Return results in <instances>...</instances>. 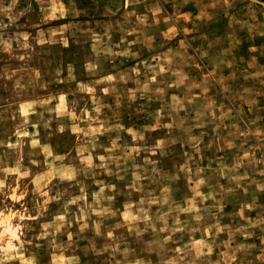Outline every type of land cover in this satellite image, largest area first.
<instances>
[{
  "label": "rangeland",
  "instance_id": "374dc122",
  "mask_svg": "<svg viewBox=\"0 0 264 264\" xmlns=\"http://www.w3.org/2000/svg\"><path fill=\"white\" fill-rule=\"evenodd\" d=\"M30 2L32 8L25 12ZM215 2L189 0L185 4L184 0H139L125 8L124 0H75L82 13L78 18L47 24H39L40 6L36 0H19L10 13L0 12L4 24L9 23V15L15 17V23L0 30L4 39L11 38L12 43L11 52L0 49V142H3L0 167H15L20 160L21 170H30V178L21 180L16 192L17 195L27 192L24 200L15 203L10 194L8 198L0 194V210L7 205L12 211H23V204L28 209L26 215H35L37 201L43 203V198L34 192L35 184L30 181L49 169L47 165L30 164L31 159L43 161L44 156L40 149H30L27 137L22 138L25 140L22 149L6 147L17 141V130L30 134L38 131L41 145L50 146L54 156L65 157L63 161L49 158L53 169L84 167L77 157L80 148L87 149L84 157L91 155L97 165L99 156L109 155L106 149L116 140V131L99 135L96 142L100 147L94 149L88 143L90 138L83 134L56 132L59 126L70 127L71 124L68 117L55 118L54 112L45 110L56 108L60 95L66 96L69 111L77 116L88 110V115L94 118L91 127L99 126L95 122L98 118L107 122L104 127L120 123L145 137L144 141H133L129 133H119L120 147L111 153L119 167L117 163H109L111 175L94 168L88 175L77 173L74 181L53 178L48 185L49 196H59V199L46 205L39 220L27 221L34 230L30 237L42 231V224L51 223L56 215L64 214L68 200L85 197L77 204L68 205L65 220L71 227L66 223L57 234L56 242L65 250L55 254L63 255L64 264H135L137 260L143 264H228L231 250L239 244L257 245L249 259L253 264H261L255 256L260 254L264 223L250 229L253 235L247 239L236 229L246 226L248 220L264 221V191L258 188V185L264 187V35L258 34V30L264 31V6L252 0H230L229 9L221 6V0V5L213 8ZM64 3L67 5L68 0ZM11 4L12 0H0V8H9ZM108 8L112 9L111 13L107 12ZM21 12L25 14L20 15ZM141 19L145 20L144 24L140 23ZM68 23L76 26L63 33L69 41V46L64 47L59 42L61 35L51 37V32H59ZM37 24L39 27L34 26ZM41 31L45 40L57 42L38 45L36 40ZM22 33L29 34L30 49L18 46L16 37ZM94 36L100 37L99 55L93 51ZM105 48L129 55L113 57ZM20 55L25 59H18ZM87 62L98 65L96 73L86 72ZM69 65L75 76L71 82L68 81ZM134 68H139V76L132 72ZM159 68L165 71L161 73ZM105 75H114L117 80L111 85L113 91L107 95L102 89L109 87L108 84L96 86L95 98L101 106L97 117L92 96L77 91V84L92 86ZM121 76L124 81L120 80ZM153 76L155 79L150 82ZM60 80L65 82L59 83ZM180 80L183 83L177 84ZM145 84L147 90L143 88ZM132 92H135V101L128 99ZM34 101L37 102L36 113L42 116L30 114L29 124L22 128L23 117L17 109L22 103ZM44 101L50 103L41 107ZM45 123L49 125L47 129ZM169 124L171 131L164 127ZM79 126L88 127L83 122H79ZM153 127L155 131L147 130ZM158 140L168 142L164 156L159 151L152 155L145 150L154 147ZM134 147L141 149L139 155L132 152L130 158L123 159L125 151L122 149L131 151ZM69 153L77 157L75 162L69 158ZM146 159L155 164L146 165ZM184 166L188 172L181 171ZM153 167L158 170L156 173L152 172ZM117 173L123 179H118ZM136 175L141 179L133 186ZM200 179L205 183L197 189ZM6 183L15 188V174L10 175ZM102 185L104 192L100 193ZM196 191L203 199L195 195ZM97 193H100L99 203ZM107 197L113 199L109 201ZM165 199L167 203H163ZM152 200L157 203H149ZM129 204L132 205L130 210ZM190 204L199 211H179ZM245 204H252L254 210H245V219H241L238 213ZM103 209L107 212L96 215ZM129 211L133 216L147 212L151 226L142 219L125 221L124 214ZM197 214L202 217L199 222L195 220ZM78 217H83L88 224L83 232L79 230ZM97 223L100 224L99 236L95 234ZM163 228L166 230L160 231ZM176 228L182 230L173 231ZM109 231L111 238L107 236ZM137 231L141 232L139 237ZM68 232L73 239L70 246ZM230 233L234 234L232 239ZM197 241L210 244L212 253L196 258ZM37 242L43 245L37 250L40 264H51L52 249L47 241ZM116 246L119 251L113 254L112 248ZM126 248L127 258L123 255ZM177 248L182 251L177 253ZM184 250H190V254L184 256ZM237 256L240 258L243 253Z\"/></svg>",
  "mask_w": 264,
  "mask_h": 264
},
{
  "label": "clouds",
  "instance_id": "9594fccd",
  "mask_svg": "<svg viewBox=\"0 0 264 264\" xmlns=\"http://www.w3.org/2000/svg\"><path fill=\"white\" fill-rule=\"evenodd\" d=\"M95 2V0H94ZM133 2H139V0H124V7L127 8L128 5L130 3ZM189 2V0H184V3L187 4ZM234 2V0H233ZM19 3V0H12V4L9 8H0V12L3 13H10L12 11V8ZM36 3L40 6V14H41V19L39 21V24H47L51 21H60V20H68L69 17H72V19H76L78 18L82 13L81 10H78L77 4L75 3V0H68V4L66 5L64 3V0H36ZM218 5H221V0H216V2L212 5L213 8H216ZM221 6H226L227 8H231L232 4L230 3V0H222V5ZM32 8V4L31 2L28 5V9L25 10V12L30 11ZM117 11H119V8H117ZM25 12H21L20 15H24ZM108 13L112 12L111 8L107 9ZM86 14V11L85 13ZM113 15L115 13H112ZM227 15V12L225 13ZM201 16H203V13L201 14ZM200 18V17H198ZM185 19H187L185 17ZM209 19H211V17H209ZM8 20L9 23L8 24H4L2 20H0V30L2 29H7L11 24L15 23V17L12 15L8 16ZM141 24L145 23L144 19L140 20ZM35 27H39V25H34ZM76 25L72 24V23H68V24H64L60 29L59 32L53 30L51 32V37H56L57 35H61L62 39L59 41L60 43H62V45L64 47H68L69 46V41L66 37H63V33L65 31H67L70 28L75 27ZM243 27V26H242ZM249 31H251V29H249ZM185 32L187 33V30H185ZM129 35H131L132 33H128ZM258 34L259 35H264V31H259L258 30ZM44 32L41 31L39 32V38L36 40V43L38 45H44L45 43H55L57 41H55L54 39H49V40H45L44 39ZM167 35V34H165ZM173 35H175V32H173ZM22 39V42H21ZM17 40V44L20 48L22 49H30L32 47V45L28 42L29 41V34L27 33H22L20 35H18L16 37ZM94 44H93V51L97 53V55H99V51H98V46H99V42H100V37L99 36H94ZM0 49H2L3 51L6 52H11L12 50V43H11V38L10 39H4V34L3 31H0ZM250 51H256V49L254 48H250ZM104 51L109 54L112 55L113 57L116 55H121V56H128L129 53L128 52H119V53H114L112 52L111 48H105ZM18 59L20 60H24L25 56L24 55H20L18 57ZM242 59V58H241ZM229 67H231V64L228 65ZM86 72H88L89 74H94L97 72L98 70V65L96 63L93 62H87L84 65ZM151 70V69H150ZM165 71L164 68H159V72L163 73ZM132 72H134L137 76L140 75L139 72V68H134L132 69ZM37 76H39V73H36ZM124 77L121 76L120 80L124 81ZM155 77L153 76L150 80V82L154 81ZM75 80V76L73 75V69L72 66L69 65L68 68V81H74ZM117 80V77L114 75H105L102 76L100 79L95 80L94 84L92 86H89L87 84H82V83H78L77 84V91L79 92H84V93H88L90 96H92L93 98V105H94V109L93 111L98 115L101 112V106H99V102L96 100L95 98V93H96V86L97 85H102V84H108L109 87H104L102 89V92L107 95L109 94L111 91H113L111 85L113 84V82H115ZM59 83H64L65 81L60 80L58 81ZM126 82V81H125ZM183 83V80H180L177 82V84ZM172 85H169V87H171ZM17 87H20L19 83L17 84ZM144 90H147L148 85L145 84L143 86ZM143 95V93H142ZM128 99L130 101H135L136 100V95L135 92H132L129 96ZM59 103L56 106V108L54 109H48L46 108V111L49 112H54L55 113V118H64V117H68V119L70 120L71 124L70 127L66 126V125H61L56 129L57 133L63 134L65 133V131H70L71 133L74 134H83L84 136L89 137V145L91 148H96V147H100V145L97 144V139L99 135H102L104 132H111V131H116L117 132V138L116 140L112 141V147L109 149H106V152L109 153L108 156L105 155H101L98 157L100 163L94 164L93 163V158L91 155H88L87 157H84V152L87 149L84 148H80L79 150H77V157L81 158L80 162L82 165H84V167H80V168H67V169H62V168H56L53 169L52 163L49 162V158H52L53 161L59 160V161H63L65 159V157L62 156H54L52 149L50 146L48 145H41L40 142V138H39V132H33V133H29L28 131L24 130V131H20L17 130L15 135L17 136V141L15 143H8L6 145L7 148L13 149V150H19L22 149L24 144H25V140L22 139L23 137H27L28 138V144L30 146L31 150H37L40 149L42 151V154L44 156L43 161H40L39 159H31L30 160V164L36 167H40L41 164L43 165H47L49 171L45 172L43 175L41 176H37L35 180H31V183L35 184V189L34 192L35 194H37V196L39 198H43V203H40L39 200L37 201V204L35 206V211L36 214L32 215V214H25L28 212V209L24 207L23 204H21V208L23 209V211H12L7 205L4 206V210H0V264H40V259H39V254L37 252V250L43 248V245L41 243H38L37 241H47L48 243V247L50 249H52V252L49 253V255L51 256V264H64V257L63 255H56L55 253L57 251L63 253V251L65 250V247L57 244L56 240H57V234L61 233V229L62 227H64V225L67 223L68 227H71L70 222H67L65 220V217L67 215V208L69 204H77L78 201L80 200H84L85 197L83 195L72 198L70 200L67 201V203L64 205L65 208V213L62 215H56L53 219V221L51 223H44L42 224V231L39 234L33 235L30 237V233H32L34 230L32 229L31 225H29L27 223V221H36L39 220L41 216L44 215V211L46 209V205L49 204L53 199H59V196L57 197H51L49 196V192H48V185L51 184V181L53 178H58L60 181H74L76 180L77 177V173H83L84 175H88L89 172H92V170L94 168H100L105 170L106 172H108L109 175H111V171L108 169V164L109 163H117V167H119V163L117 162L116 158H114L111 153L117 149L118 147H120L117 143V141L119 140V133L120 132H126L129 133L132 137L133 141H144L145 137L143 134L138 133L136 131H134L132 128H125L123 126V124L120 123H116L114 125H112L111 127H104V124L107 123L106 121L101 122L99 121V119L97 118L95 120V122L99 125L97 127H91V124L93 123V116L88 115V110L85 109L84 112L80 115L77 116L74 112L69 111L68 107H67V101H66V96L65 95H60L58 97ZM173 100H175V97H173ZM36 103L37 102H32V103H22L19 105L17 111L20 114V116L23 117V124L21 125L22 128H26V126L29 124V116L30 114H36V115H40L42 116V113H36ZM50 103V101H44L41 103V107H44V105ZM118 106H119V101L117 102ZM172 109L173 111L176 110V105L173 104L172 105ZM159 115V114H158ZM79 122H83L86 125H88L87 128H81L79 126ZM34 128L37 127L36 124L32 125ZM44 127L47 129L49 127L48 123L44 124ZM156 127H159V125H157ZM156 127L147 129L148 131H155ZM164 127H167L169 129V131H171L172 129V125H165ZM55 134V133H52ZM172 143H175V141H171ZM3 142H0V144H2ZM168 142L165 140H158L155 144L154 147H152L151 149H145L147 151H150L152 155H155L158 151L160 153L161 156L166 155L164 149L165 146ZM195 146V145H194ZM232 145H229V147H231ZM122 151H125V156L123 157V159H127L131 157L132 152H135L137 155H139L141 149L138 147H134L131 149V151H126V149H122ZM196 151H199V148L196 147ZM77 157H71V154L69 153V158L75 162ZM248 157V154L245 153V158ZM145 164H155V161H151L149 159L145 160ZM239 165H237L238 167ZM22 165H21V161L17 160L16 161V166L15 167H0V173H3V178H0V194H3L5 196V198H8L9 194H10V198L13 202L15 203H19L22 200H24V197L27 195V192H21L19 195L16 194L17 189L20 187L19 182L21 180H25L30 178V170L25 169V170H21ZM158 170L153 167L152 168V172L156 173ZM181 171H185L188 172L189 169L187 168V166H184L181 168ZM15 174V183H16V187L13 188L11 184H7L6 181L8 180V177L10 175ZM93 176L95 175V173H92ZM262 175H264V173H262ZM117 177L118 179H123V176H120L117 173ZM177 179L179 177H176ZM141 177L139 175L135 176V181H134V185L139 183ZM41 181H44V183L42 184ZM99 183V182H97ZM205 183V181L203 179H200L197 181L196 183V188L198 189L200 187V185H203ZM113 189L115 188L114 185L111 186ZM258 188H260V190L264 191V187H261L258 185ZM6 189L10 190V193L8 191H6ZM247 190L245 189V192ZM81 192L83 193V188H81ZM104 192V186L102 185L100 187V193ZM164 192L167 193L168 189L165 188ZM100 193L95 194L97 197L96 202L99 203V198H100ZM196 196H201L202 194L199 191L195 192ZM107 199L109 201H111L113 199V197H107ZM203 199V197H202ZM144 201H141V204H143ZM149 203H157L156 200H152ZM163 203H167V200L165 199L163 201ZM89 208H91V205H88ZM127 208L130 210L132 208V205L129 204L127 205ZM199 211L198 209H195V206L190 204V206L188 208H181L179 209V211L181 212H190V211ZM248 210V211H252L254 210L253 205L252 204H245L242 206L241 210L239 211L238 215L240 216L241 219H245L244 216V211ZM81 211L83 212V209H81ZM141 211H143V209H141ZM8 213L7 215H5V213ZM104 212H107V209H103L102 212H97L96 215L100 216L102 215ZM111 215H115V213H111ZM143 220L145 223H148L149 226H151L150 222V218L147 214V212H143L142 216H133L131 215L130 211L126 212L124 214V220L125 221H137V220ZM159 219H163V217H159ZM202 219V217L200 215H196L195 216V220L197 222H199ZM13 221H15V223H13ZM77 221L80 223V232H83L85 229L88 228V224L86 222H84L83 217H78ZM264 223V221H257V222H253L251 220H248L247 225L246 226H242L240 228L236 229V232L241 233L246 239L251 237L253 235V232L250 231V229H255L257 227H260V225ZM117 227H120V225H117ZM155 230V229H154ZM166 228L160 229V231H165ZM182 229L176 228L173 229V231H181ZM129 231H132V228L129 229ZM218 232L221 231V229L217 230ZM261 231H264V228L261 229ZM95 234L97 236L101 235V231H100V224H96L95 225ZM68 246L71 245V243L73 242L72 239V233L68 232ZM137 237H139L141 235V232L137 231L136 233ZM107 236L109 238L112 237V232L109 231L107 233ZM234 237L233 233H230V239H232ZM171 237H169L170 239ZM197 245H199L198 247H196V251H195V256L196 258H200L203 256H208L212 253L213 248L210 244H205L204 241H197L196 242ZM202 248H206L207 251H203ZM257 248V245L255 244H239L236 248L232 249V255L228 257V264H244L245 261H248V264H253V261L250 260L249 258L252 256L253 254V250ZM107 250V249H105ZM119 251V247L116 246L114 248H112V253L115 254L116 252ZM175 251L177 253H180L182 250L177 248L175 249ZM260 254L255 256V260L256 261H260L261 264H264V238H262L260 240V248H259ZM237 253H243V256L238 258ZM129 252L128 249H124V257L127 258ZM190 254V250H184V256H187ZM181 259H183V256L180 257ZM76 259V258H74ZM135 264H143V261L137 260L135 261Z\"/></svg>",
  "mask_w": 264,
  "mask_h": 264
},
{
  "label": "water",
  "instance_id": "95a60500",
  "mask_svg": "<svg viewBox=\"0 0 264 264\" xmlns=\"http://www.w3.org/2000/svg\"><path fill=\"white\" fill-rule=\"evenodd\" d=\"M253 2H256V3H258V4H261V5H263L264 6V2H261V1H259V0H252Z\"/></svg>",
  "mask_w": 264,
  "mask_h": 264
}]
</instances>
